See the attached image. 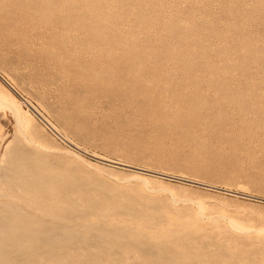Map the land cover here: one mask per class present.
Segmentation results:
<instances>
[{
    "label": "rangeland",
    "instance_id": "374dc122",
    "mask_svg": "<svg viewBox=\"0 0 264 264\" xmlns=\"http://www.w3.org/2000/svg\"><path fill=\"white\" fill-rule=\"evenodd\" d=\"M44 2L0 0V186L30 162L72 228L40 264H264V0ZM137 220L176 256L119 250Z\"/></svg>",
    "mask_w": 264,
    "mask_h": 264
},
{
    "label": "bare ground",
    "instance_id": "6f19581e",
    "mask_svg": "<svg viewBox=\"0 0 264 264\" xmlns=\"http://www.w3.org/2000/svg\"><path fill=\"white\" fill-rule=\"evenodd\" d=\"M44 3L45 5L41 4L42 7L50 6L51 7L50 12H58L60 14V18L62 20L63 26H65L66 28L74 27L73 19L71 17L72 15H70L69 12H67L68 10H66L65 8L60 9L59 7L53 5L54 3L52 2V0H45ZM90 63L91 62H89V64ZM85 91L90 94L88 90ZM10 98L11 101L8 103L11 105H17L16 109L18 113H20L21 109H19L20 107L19 104L16 101H14L15 97L11 96ZM4 101L7 103L6 100ZM232 102H234V100ZM237 103L239 104L238 108H241L242 106L245 105L244 103L241 104V102H237ZM0 105H3V99L1 100V97H0ZM232 107H235V105ZM31 108L37 113L36 107L31 105L30 109ZM245 111L247 112V109H245ZM75 148L79 149L77 147ZM13 156L16 155L14 154ZM13 156L11 154V158L9 159L10 167L4 169L5 171L3 173V179H2L4 182L0 186V264H16L15 260L17 259L16 261H18V258H15L14 257L15 255L17 256V254L20 253L24 254V252L25 254H27L26 251H28V249H31L33 246H37V247L42 246L41 248H39V251L37 253L36 252L33 253L30 250V252L33 254L28 253L27 255H24L26 259L23 258L24 261H20L18 263V264H40L39 260H41V257L46 256L45 254H48L50 251L56 248L55 247V245H57L55 244L57 240L55 234L56 230H60V232L62 231L64 232L66 229H69L67 230V232L69 231L71 232L70 229L72 228H68V226L62 225L57 222V221L60 222V219L63 222L64 219L61 218V215H63L62 209H58L56 211L54 208V207L57 208L63 207L62 204L55 203V201H58L56 200V197L58 195V193L56 192V188L48 181L46 177L37 175L35 172L32 173L31 170L34 171V169H31V166L29 165L30 162H28L29 163L28 164L27 162H25L26 160L25 161L20 160L22 158L17 159L18 157L13 158ZM121 164L123 165V163ZM135 169L141 171H147L141 168H135ZM155 174H159V173H155ZM159 175H163V174H159ZM39 185L40 186L42 185V187H39ZM48 193L50 195H48ZM45 195L46 197L47 196L48 197L46 198ZM54 203L56 205H59L60 207L56 206ZM21 205H23L25 208H23ZM42 217L46 219L48 218V221L42 223L43 220H45V219L42 220ZM66 219L65 222L68 223ZM45 223H47V225L49 226L46 228H41L42 227L41 224H45ZM92 225L93 224L89 223L83 225L82 227L88 232L93 229ZM124 229L122 231V233L124 234L121 236L119 235L118 239L115 242L116 245L120 246L117 247H119L118 249L119 250L121 249L122 252H128L134 250L136 252L135 257L137 259H141L144 261L149 260V258L151 259V257H146V255L144 256V254L148 255L150 252H155L156 255H159L160 253L163 252L169 253L172 259L174 256H176L175 250L178 245L175 243L167 242L166 239L169 236V234L166 235V233L163 231L154 232L147 230L148 228L146 227V225L142 220H137L130 228H128L125 225ZM177 234L176 236H178ZM40 236L42 238H40ZM103 236L105 235L104 234L100 235V237ZM107 236L108 234L105 237L107 238ZM148 238H154V239L156 238L158 239V242L155 243L154 246H147V245L144 246L142 242L144 239H148ZM176 258H178V256ZM192 260H197L198 262H202L199 256L187 257V259L183 260L182 264H190ZM54 261L55 264H63L66 262V258L65 259L60 258L59 256L57 257L51 254L49 257V263L53 264ZM208 264H210V262Z\"/></svg>",
    "mask_w": 264,
    "mask_h": 264
},
{
    "label": "water",
    "instance_id": "95a60500",
    "mask_svg": "<svg viewBox=\"0 0 264 264\" xmlns=\"http://www.w3.org/2000/svg\"><path fill=\"white\" fill-rule=\"evenodd\" d=\"M135 170H137V169H135ZM138 171H141V170H138Z\"/></svg>",
    "mask_w": 264,
    "mask_h": 264
}]
</instances>
